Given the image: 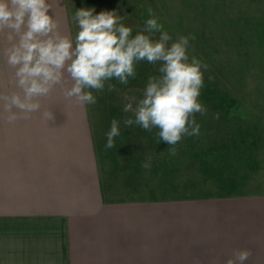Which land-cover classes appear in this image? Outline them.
Here are the masks:
<instances>
[{
	"label": "crops",
	"instance_id": "crops-1",
	"mask_svg": "<svg viewBox=\"0 0 264 264\" xmlns=\"http://www.w3.org/2000/svg\"><path fill=\"white\" fill-rule=\"evenodd\" d=\"M49 3L67 35L65 0ZM177 7L197 16L187 29L264 31V0ZM9 46L0 33V96L19 91ZM247 89L260 102L234 104L232 117L207 118L227 108L203 104L181 185L98 151L82 107L68 120L60 85L39 98L54 120L36 112L8 124L0 100V264H226L241 248L246 264H264V85Z\"/></svg>",
	"mask_w": 264,
	"mask_h": 264
},
{
	"label": "clouds",
	"instance_id": "clouds-1",
	"mask_svg": "<svg viewBox=\"0 0 264 264\" xmlns=\"http://www.w3.org/2000/svg\"><path fill=\"white\" fill-rule=\"evenodd\" d=\"M147 12L143 30L133 35L114 10L75 9L73 39L59 31L49 0H0V33L6 34L10 45L5 49L6 62L14 69V85L19 90L0 96L6 122L15 124L36 112L46 121L54 120L50 109L42 110L39 98L47 97L57 85L62 86L65 98H74L82 106L94 105L93 91H103L105 82L127 85L136 77L137 63H158L159 76L148 78L143 96L124 104L123 111L132 115L123 124L149 132L156 129L157 143L166 142L169 155L175 156V146L183 137L200 134L195 114L207 111L198 98L204 87L202 69L208 66L189 56V40L194 37L181 35L172 40L152 9ZM155 33H159L157 39H153ZM65 74L70 87H63ZM108 91H115V85L108 83ZM120 135V122L112 119L105 149L116 147ZM250 256L247 248L234 249L226 264H246Z\"/></svg>",
	"mask_w": 264,
	"mask_h": 264
},
{
	"label": "rangeland",
	"instance_id": "rangeland-1",
	"mask_svg": "<svg viewBox=\"0 0 264 264\" xmlns=\"http://www.w3.org/2000/svg\"><path fill=\"white\" fill-rule=\"evenodd\" d=\"M179 0H65L67 23L70 38H75L77 28L73 20L75 9L92 8L94 13L100 11H116L122 16V22L133 29V35L144 28L148 17L147 10L152 9L158 21L168 31L172 40L179 36L194 37L189 40V56H196L207 64L204 72V87L201 89L199 101L204 104H222L227 111H207V118L232 117L234 104L243 102H260L261 96L251 95L247 91L250 87L264 85V31H214L199 30L198 25H189L195 29H187V21L197 16L179 14L177 7ZM196 17V18H195ZM67 31V36L69 35ZM159 33L153 34L157 39ZM170 41L169 43H171ZM159 64H149L141 61L135 65L136 77L130 78L127 85L118 81L105 82L103 91H93L96 96L94 105L82 106L74 98H67L68 120L74 117V104L78 109L82 107L83 123L88 124L94 135V142L98 151L106 150V133L112 119L120 122L121 135L116 138V147L107 149V155L118 160H129L141 166L142 169L162 177L166 184L175 178L178 184L186 183V146L189 141L183 137L175 146L176 155H169L166 142H158L157 130L145 131L138 125L125 127L123 120L132 113H125L123 106L129 99H139L150 76H159ZM256 77H258L256 79ZM259 80V82L257 81ZM108 83L115 85V91H108ZM71 80L67 78V87ZM222 90L220 94L219 91ZM258 97V98H257ZM135 107V104H134ZM204 115L195 114V119L201 120ZM85 128V127H84ZM200 130L202 128L200 127ZM190 144V143H189Z\"/></svg>",
	"mask_w": 264,
	"mask_h": 264
}]
</instances>
